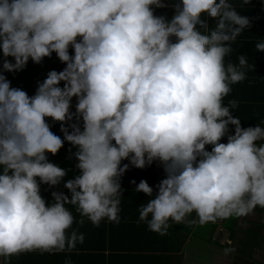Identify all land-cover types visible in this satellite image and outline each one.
I'll use <instances>...</instances> for the list:
<instances>
[{"label":"clouds","instance_id":"9594fccd","mask_svg":"<svg viewBox=\"0 0 264 264\" xmlns=\"http://www.w3.org/2000/svg\"><path fill=\"white\" fill-rule=\"evenodd\" d=\"M168 7L170 18L155 14ZM251 27L231 0H0V264L82 244V233L67 231L74 216L66 204L80 225L83 217L97 227L105 218L119 224L130 165L163 167L155 194L146 180L131 181L151 197L139 220L161 236L170 220L183 224L193 212L204 225L264 209V127L243 128L232 115L238 101L224 104L251 67L245 55L238 65L225 58ZM255 48L264 52V42ZM53 52L66 67L48 72L33 96L4 75ZM46 118L60 123L63 139ZM65 141L77 149L79 174L64 183L70 197L53 191L47 203L41 185L67 175L47 153L57 155Z\"/></svg>","mask_w":264,"mask_h":264},{"label":"crops","instance_id":"0c3cea01","mask_svg":"<svg viewBox=\"0 0 264 264\" xmlns=\"http://www.w3.org/2000/svg\"><path fill=\"white\" fill-rule=\"evenodd\" d=\"M231 2L239 14L252 19V27L245 29L232 44L233 51L225 58V63L231 60L238 65V57L245 55L251 67L246 71L247 78L244 81L231 85L232 91L224 98V104L227 106L229 100L238 101L239 106L232 110V115L240 119L243 128L257 125L264 127V52H259L255 48L256 43L264 42V0H252L244 7L240 6L242 0H231ZM173 13L174 9L171 7L155 10L156 15H166L169 18ZM205 18L210 28L214 27L216 21L206 14ZM69 54L74 56V48L71 46ZM2 59V52H0V67H2ZM8 59L12 60L11 57ZM65 67L66 64L62 63L53 52L50 58L45 57L39 64L33 63L30 59L24 70L16 73L5 72L4 75L11 81L12 87L22 89L29 96H33L38 82H43L48 72L52 70L60 72ZM63 85L64 82H61L60 87ZM76 104L77 99L73 97L72 112L76 111ZM46 121L50 125V130L63 139L60 123L54 122L51 118H46ZM80 126L82 129V122ZM229 129V134H234L235 126L230 125ZM220 142L227 143V135ZM206 149L211 151L212 145H206ZM76 151L74 146L65 141L57 155L47 153L50 162L67 170V175L60 185L51 188L46 184L41 185V195L47 203L52 202L53 191L71 196L70 191L64 187V183L79 174L76 168L78 161L74 156ZM126 163L129 161H122V165ZM165 178L163 167L158 162L144 169L130 165L129 170L121 178L123 197L120 204L119 224L109 222L105 218L97 227L87 217H83L84 224L80 225L75 222L81 219L75 206L66 204L65 207L74 216L72 228L67 231L70 233L76 230L82 233L84 242L77 243L76 249L72 252L22 253L12 257L10 264H65L68 259L72 264H245V260L238 253L225 254V249L230 248L235 242L231 236L232 229L226 226L228 220L223 219L216 223L209 222L201 225L198 216L193 212L186 217V222L183 224H175L170 220L168 234L164 236L150 231L147 223L139 220L140 207L146 205L151 197H147L142 192H136V185H133L131 181L135 180L138 184L141 180H146L154 188L155 194L156 185ZM259 217L257 209L245 217L233 216L236 237H241V231L248 227L249 222L258 220ZM148 219H151V215ZM187 221L193 222L187 223Z\"/></svg>","mask_w":264,"mask_h":264},{"label":"trees","instance_id":"16d2710c","mask_svg":"<svg viewBox=\"0 0 264 264\" xmlns=\"http://www.w3.org/2000/svg\"><path fill=\"white\" fill-rule=\"evenodd\" d=\"M206 20L205 15L202 17ZM257 212L260 217L258 220L249 222V225L246 229L242 230L241 237H236L237 232L234 230L235 219L229 217L224 220L226 221L227 228L232 229V238L235 241L230 248L235 249V253L245 254L247 251L256 248H262L264 246V209L257 207Z\"/></svg>","mask_w":264,"mask_h":264},{"label":"flooded vegetation","instance_id":"af4514ba","mask_svg":"<svg viewBox=\"0 0 264 264\" xmlns=\"http://www.w3.org/2000/svg\"><path fill=\"white\" fill-rule=\"evenodd\" d=\"M245 260V264H262L264 262V246L262 248H254L245 254H240Z\"/></svg>","mask_w":264,"mask_h":264}]
</instances>
